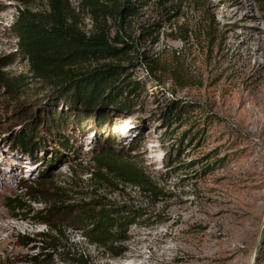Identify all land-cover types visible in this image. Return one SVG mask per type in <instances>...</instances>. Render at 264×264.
<instances>
[{
	"label": "rangeland",
	"instance_id": "1",
	"mask_svg": "<svg viewBox=\"0 0 264 264\" xmlns=\"http://www.w3.org/2000/svg\"><path fill=\"white\" fill-rule=\"evenodd\" d=\"M136 4L137 15L129 23L138 42L131 51L137 47L143 57L129 52L124 58L74 67L91 69L107 62L124 66V78L144 85L139 94H131L129 108L116 102L107 107L105 122L97 123L95 110L87 121L61 125L54 133L36 123L40 139L30 154L11 140L26 128L25 118L34 122L50 107L62 112L68 107L54 103L48 95L51 87L40 81L26 78L18 94L0 85L2 264H29L42 251L41 243L24 244L20 235L45 230L44 216L64 225L69 240L88 253L89 264H264V3ZM78 5V0H69L71 13L88 30L91 20ZM45 7L43 0H0L2 71L29 74L8 26L20 10ZM107 21L112 25V18ZM114 32L112 26L110 35ZM110 42L122 46L121 41ZM175 100L187 104L189 112L177 118L163 112ZM106 143L132 159L158 192L145 193L131 181L114 185L91 173L97 169L95 152ZM206 163L210 165L204 169ZM36 182L42 193L25 195L21 201L26 205L12 209L9 197ZM95 197L105 206L142 210L126 232L120 255L111 256L80 235V203ZM52 204L57 208L47 210ZM54 264L66 263L56 255Z\"/></svg>",
	"mask_w": 264,
	"mask_h": 264
},
{
	"label": "trees",
	"instance_id": "2",
	"mask_svg": "<svg viewBox=\"0 0 264 264\" xmlns=\"http://www.w3.org/2000/svg\"><path fill=\"white\" fill-rule=\"evenodd\" d=\"M19 1L25 4L30 2ZM43 1L45 8L27 9L26 13L20 10L8 26L16 39L18 52L28 62L29 74L12 75L0 69V85L7 92L18 94L21 85H25L28 80H36L51 87L48 95L54 99V103H65L68 107V112H62L58 107H50L44 115L39 113L37 118H32L34 122L25 118L26 128L23 129L26 130L21 129L11 140L30 154L40 139L36 123L46 124L50 133H54L61 125L64 128L70 122L87 121L95 110H98L95 114L97 123L102 120L105 122L109 105L119 102L121 107L127 108L131 94H139L144 87L137 78H124L125 67L118 63L107 62L91 69L74 68L90 60L124 58L129 52L143 57L137 47L131 51V46H136L138 42V36L130 29L129 23L130 18L137 15L136 0H78L79 10L86 12L91 20L88 30L83 29L79 19L71 13L69 0ZM257 1L264 3V0ZM109 17L112 18V25L107 21ZM112 26L115 27V32L111 36ZM110 40L121 41L122 46H116ZM180 82L178 84H182ZM187 106L180 103V100H175L172 105L164 106L163 112L173 114L177 118L181 113L189 112ZM66 142L67 137L63 138V143L67 145ZM94 162L97 169L91 173L99 175L103 181L114 185H118L119 181H131L140 184L145 193L158 192L151 178L142 169L137 168L132 159L120 156L107 143L95 152ZM209 165L206 163L204 169ZM25 188L23 193H15L9 197L8 204L12 209H22L26 204L22 203L21 198L30 193H42L43 187L36 182ZM102 201L95 197L80 203L82 216H79V219L82 220V225H78V228L87 243L102 248L111 256H117L125 250L122 243L127 239L126 232L130 224L136 223V217L142 214V210L126 204L105 206ZM56 208L52 204L47 210ZM41 220L48 224L45 230L32 236L20 235L24 244L38 241L42 245V251L33 254L29 264H54L56 255L66 264H89L88 253L69 240L64 225L50 221L46 216L41 217Z\"/></svg>",
	"mask_w": 264,
	"mask_h": 264
},
{
	"label": "water",
	"instance_id": "3",
	"mask_svg": "<svg viewBox=\"0 0 264 264\" xmlns=\"http://www.w3.org/2000/svg\"><path fill=\"white\" fill-rule=\"evenodd\" d=\"M263 230H264V228H263Z\"/></svg>",
	"mask_w": 264,
	"mask_h": 264
}]
</instances>
